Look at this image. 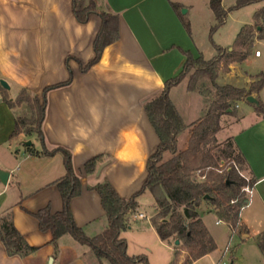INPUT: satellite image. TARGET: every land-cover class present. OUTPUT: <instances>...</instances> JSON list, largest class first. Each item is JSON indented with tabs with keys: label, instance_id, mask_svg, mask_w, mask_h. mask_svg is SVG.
<instances>
[{
	"label": "crops",
	"instance_id": "1",
	"mask_svg": "<svg viewBox=\"0 0 264 264\" xmlns=\"http://www.w3.org/2000/svg\"><path fill=\"white\" fill-rule=\"evenodd\" d=\"M198 3L209 7V0H100V5L118 15L119 39L106 46L98 62L82 73L78 63L85 66L94 57L92 44L100 27L96 15L80 24L74 19L71 0H0V79L8 83L6 93L11 100L23 88L40 95L46 86L65 82V62L69 58L72 81L47 93L41 130L47 150L60 147L71 154L72 168L82 188L70 201V208L76 225L88 237L107 227L100 197L89 187L107 180L125 200L142 190L147 160L159 144L144 104L158 97L164 83L181 71L185 61L181 51L194 58L203 57L192 38L191 23L184 17ZM172 4L179 6L178 13ZM228 78L235 76L232 73ZM228 78L219 74L217 82ZM181 83L170 89V99ZM252 96L257 99L258 91ZM257 100L264 103V99ZM16 116L15 109L0 99V170L8 172L6 183L0 181V214L10 210L17 231L37 250L25 257H10L0 241V264H92L90 250L70 235L59 239L54 253L50 233L40 231L36 219L26 213L45 206L52 213L61 210V197L53 183L65 169L59 152L32 156L24 149H12V144L26 141L20 135L10 139ZM226 117L229 130L223 139L231 138L242 154L247 172L255 180L250 207L254 206L255 214L264 218V119L247 101H239L235 113ZM37 143L36 149L40 150ZM98 156L101 158L94 171L85 173L84 164ZM148 195L151 194L146 190L138 195L130 221L146 218L139 211L142 202L152 201L149 205L155 213L154 201ZM139 214L143 217H135ZM239 221L245 232L240 214ZM127 229H131L130 222ZM148 229L159 238L151 222Z\"/></svg>",
	"mask_w": 264,
	"mask_h": 264
},
{
	"label": "trees",
	"instance_id": "2",
	"mask_svg": "<svg viewBox=\"0 0 264 264\" xmlns=\"http://www.w3.org/2000/svg\"><path fill=\"white\" fill-rule=\"evenodd\" d=\"M258 1L261 0H240L237 7ZM71 7L74 19L80 24H86L90 15H96L100 19V27L92 44L93 59L85 66L78 63L80 71L86 73L98 62L104 48L119 39V18L108 8L99 7L97 0H90L86 4L83 0H71ZM172 7L178 13L179 6L172 4ZM209 7L216 18V28L224 22L226 13L221 7V0H209ZM262 19H264V9L255 14L253 21ZM183 24L188 31L187 22L183 21ZM253 28L252 25H244L237 34L231 50L227 52L221 47H216V55L209 60H205L202 56L194 58L189 52L181 51L185 56L181 71L164 83L158 97L144 104V112L159 139V144L147 160V177L142 190L125 200L119 197L107 180L89 187L100 197L107 221V227L93 237H88L83 229L76 225L72 216L70 201L80 194L82 187L72 168L71 154L60 147L47 150L41 130L47 93L68 86L72 81V72L68 66L69 58L65 62L68 70V79L65 82L46 86L40 95L33 94L31 99L28 98L26 89L19 91L16 103L27 101L31 116L30 118L15 117L10 139H15L21 134L28 138L35 136L41 149L37 150L33 144L24 145L25 153L32 156H51L59 152L63 159L65 173L53 183L61 197V210L52 213L50 207L45 206L36 212L26 211L36 219L40 231L50 233V244L54 253L58 251L59 239L64 235H70L92 252L95 264H148L144 255H128L127 243L120 237V232L128 228L130 217L136 211L138 195L145 190L151 194L154 201L155 213L150 221L159 239L161 241L178 240L175 255L186 251V261L190 264L216 248L214 240L200 218L199 208L202 203L211 206L217 218L228 224L232 231L243 229L239 214L241 207L246 205L247 198L240 193V188L246 185V182L232 167L226 166L221 170L219 165L222 159L232 160L242 165L247 171L244 158L231 138L223 142L222 148L212 144L216 142L215 134L221 128L220 116L233 115L239 101L246 100L247 96L261 88L264 84V74H261L257 83L250 84L247 90L232 85H218L215 80L222 67L232 62H241L249 55V49L253 43ZM262 33L264 29L259 30L257 39H264ZM192 70L186 89L190 92L195 91L196 81L204 78L214 89V93L203 117L191 125H186L170 99L169 91ZM0 99L10 109L15 107L6 90L1 86ZM253 106L255 114L264 119V103L258 102L257 106L254 104ZM25 126L26 129L22 130ZM184 131H188L187 146L179 150L178 137ZM167 154L170 157L165 160ZM100 158L98 156L87 161L84 164L85 173H92ZM208 167L211 169L204 172V169ZM198 176H203L204 180L198 181ZM254 183L255 180L250 177V186ZM0 241L10 257H25L37 250L36 247L30 246L17 231L10 210L0 214ZM257 245L264 254V231L257 236Z\"/></svg>",
	"mask_w": 264,
	"mask_h": 264
},
{
	"label": "rangeland",
	"instance_id": "3",
	"mask_svg": "<svg viewBox=\"0 0 264 264\" xmlns=\"http://www.w3.org/2000/svg\"><path fill=\"white\" fill-rule=\"evenodd\" d=\"M89 1L90 0H83L85 4ZM239 1L240 0H221V7L226 15L224 22L216 28L215 25L217 22L214 13L209 7H205L201 3L195 4L194 11H192L189 16L185 14L186 16L184 17L187 22L190 21L191 23L192 38L202 52L205 60L212 59L213 56L216 55V47H221L229 52L234 45L237 34L244 25L251 24L254 27L252 30L253 43L250 46L249 55L241 62H232L229 65L222 67L218 72V75L221 74L225 78H228L233 73L235 79L228 78L221 83L217 82V78L215 80L218 85H228L224 84L226 82L233 83L236 87H245L244 89L247 90L250 84L257 83L261 78V74H264V39H257L259 30L264 29V19L253 21L255 14L264 9V0L237 7ZM99 3L100 0H97V5L99 7H104ZM180 13H184V8L180 9ZM257 50L261 55L259 57H254V53ZM192 72L193 70L190 71V73L181 81L182 83L180 82L181 84L171 96L173 103L176 105L186 125H191L203 117L212 98V94L214 93V89L208 85V82L204 78H200L196 81L197 87L195 91H188L186 86L189 83V76ZM247 79L250 80V83L245 85L244 81ZM208 91L211 93L209 94ZM258 93L259 97L257 99H264V84H262ZM27 95L28 98L31 99L33 94L28 91ZM17 98L18 97L16 96L12 100L15 104L14 109L17 116L21 118H30L29 103L23 101L17 104ZM226 116L232 115L224 114L220 116V129L223 127L224 129L218 135V138L216 137L218 132L215 134L216 142L212 144L219 145L220 148H222L221 146L223 142L229 138L227 137L223 139L229 130L226 126L229 117ZM24 129H26V126L22 128V130ZM184 134L178 137L179 150H182L187 146L188 131L185 142L183 140ZM20 137L24 140H30L35 148L38 147L37 140L33 137H30L29 139L25 135H20ZM12 149H20V152H22L24 145L21 143L12 144ZM169 157L170 155L167 154L165 160ZM226 166L229 168L232 167L238 176L245 180L246 185L250 186V176L242 165L232 160L227 161V159H222L219 168L223 170ZM210 169L211 168L209 167L205 168L204 172ZM241 188L240 193L245 196V193L241 191ZM150 198L151 195H148V199ZM151 202L152 201L142 202L141 207L139 208V211L145 214L146 218L131 219V229H125L120 232V237L124 238L127 243L128 255H144L146 256L148 264H190L186 261L187 256L183 255L186 251H181L177 256L175 255V247L177 245H174L172 239L169 241H161L154 235V233H152V231H149L148 223L151 222L150 220L154 213L149 205ZM250 205H252V199L251 202L240 212V219L243 220L246 226V231L243 232L232 231L228 224L221 220L217 224L216 221L218 218L215 215V212L212 210H205V208H207L206 203L201 204V207L199 208L200 218L208 233L214 240L216 248L209 254V256L200 258L192 264H264V257L261 256L257 246V236L262 230H264V218H261L260 215L257 216V214H255L256 210L254 206L250 207ZM244 234L247 236L243 237ZM181 257H184V263L179 261ZM89 258L90 263L94 264L96 262L91 251Z\"/></svg>",
	"mask_w": 264,
	"mask_h": 264
},
{
	"label": "water",
	"instance_id": "4",
	"mask_svg": "<svg viewBox=\"0 0 264 264\" xmlns=\"http://www.w3.org/2000/svg\"><path fill=\"white\" fill-rule=\"evenodd\" d=\"M0 86L2 88H4L5 90H8L9 89L8 83L5 80H3V79H0ZM246 101L248 103H250V104H254L256 106L258 105V100L255 97H253L252 95L247 96L246 97ZM22 144L25 145V146H29L32 143H31L30 140H26V141H23ZM7 178H8V172L3 171V170H0V181H1V183H3V184L6 183ZM206 197L207 196H205V198ZM178 244H179V241L178 240H175L174 241V245H178Z\"/></svg>",
	"mask_w": 264,
	"mask_h": 264
},
{
	"label": "built area",
	"instance_id": "5",
	"mask_svg": "<svg viewBox=\"0 0 264 264\" xmlns=\"http://www.w3.org/2000/svg\"><path fill=\"white\" fill-rule=\"evenodd\" d=\"M259 55H260L259 51H258V50L255 51L254 56L257 57V56H259ZM197 180H198V181H203V180H204V177H203V176H198ZM241 191L245 193V197L247 198V203H246V205H244L243 207H241V210H242V209H243L244 207H246V206L248 205V203L250 202V198H251V195H252V186L245 185L243 188H241ZM231 203H233V201H231ZM135 217L142 218L143 215L139 214V215H137V216H135ZM218 222H220V221H218Z\"/></svg>",
	"mask_w": 264,
	"mask_h": 264
}]
</instances>
